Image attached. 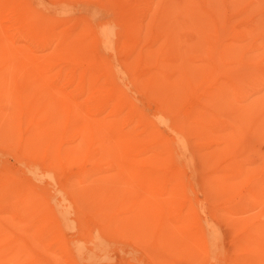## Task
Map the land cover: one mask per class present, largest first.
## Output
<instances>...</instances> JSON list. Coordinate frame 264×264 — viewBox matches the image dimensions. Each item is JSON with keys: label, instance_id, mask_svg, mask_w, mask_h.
Returning a JSON list of instances; mask_svg holds the SVG:
<instances>
[{"label": "bare ground", "instance_id": "1", "mask_svg": "<svg viewBox=\"0 0 264 264\" xmlns=\"http://www.w3.org/2000/svg\"><path fill=\"white\" fill-rule=\"evenodd\" d=\"M240 2L0 0V42L26 80L105 113L98 124L125 157L135 225L162 228L168 216L208 254L226 245L227 264H264V96L227 110L225 85L208 82L221 54L206 31L220 5ZM32 183L19 209L25 237L0 223V264H106L111 238L129 237L101 209L47 201Z\"/></svg>", "mask_w": 264, "mask_h": 264}, {"label": "rangeland", "instance_id": "2", "mask_svg": "<svg viewBox=\"0 0 264 264\" xmlns=\"http://www.w3.org/2000/svg\"><path fill=\"white\" fill-rule=\"evenodd\" d=\"M251 1L242 0L228 10L220 5L221 14L206 31V37L221 54L213 67V80L208 82L212 87L225 85L222 106L227 110L264 96V0ZM1 46L0 42L3 231L25 237V229L19 228V209L25 205L24 184L29 179L47 201L71 197L79 206L101 209L112 218L115 229L126 231L127 239L111 238L108 242L106 264H227L226 245H217L215 253L208 254L206 246L179 230L168 216L162 228L161 224H147L149 220L145 218V226L135 225L130 217L133 211L124 198L129 187L124 178L125 157L111 129L98 124L105 113L91 102L68 101L51 86V92L42 88L41 80H26V70ZM125 82L134 85L132 80ZM58 84L62 86L60 80ZM250 154L257 157L254 152ZM189 173L197 175L194 170ZM47 201L42 202L44 206ZM31 222L35 226L30 227V232H35V228L39 229L38 218H31ZM58 257L61 264H76L72 259Z\"/></svg>", "mask_w": 264, "mask_h": 264}]
</instances>
